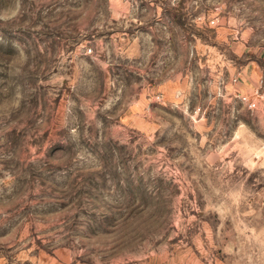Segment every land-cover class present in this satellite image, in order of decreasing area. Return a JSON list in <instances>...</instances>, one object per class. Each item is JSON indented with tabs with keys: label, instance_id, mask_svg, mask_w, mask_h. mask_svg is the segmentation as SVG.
I'll use <instances>...</instances> for the list:
<instances>
[{
	"label": "rangeland",
	"instance_id": "rangeland-1",
	"mask_svg": "<svg viewBox=\"0 0 264 264\" xmlns=\"http://www.w3.org/2000/svg\"><path fill=\"white\" fill-rule=\"evenodd\" d=\"M251 62L264 0H0V264H264Z\"/></svg>",
	"mask_w": 264,
	"mask_h": 264
},
{
	"label": "crops",
	"instance_id": "crops-1",
	"mask_svg": "<svg viewBox=\"0 0 264 264\" xmlns=\"http://www.w3.org/2000/svg\"><path fill=\"white\" fill-rule=\"evenodd\" d=\"M263 67H261L257 62H251L246 64V66L238 72L236 76V81L233 83V88L235 93H249L253 96L256 95V89L259 87V80L264 77ZM250 98H253V97ZM258 98V96L256 95ZM256 100V99H252ZM257 105H259L262 100L257 99Z\"/></svg>",
	"mask_w": 264,
	"mask_h": 264
},
{
	"label": "built area",
	"instance_id": "built-area-1",
	"mask_svg": "<svg viewBox=\"0 0 264 264\" xmlns=\"http://www.w3.org/2000/svg\"><path fill=\"white\" fill-rule=\"evenodd\" d=\"M233 81H236V77H233ZM259 87L256 89V95L259 98H262L264 96V90H261L264 88V77H262L259 80ZM237 98H239L242 102L246 103L248 108H253L256 106V102L255 100H252L249 98L248 95L244 94V93H236L235 94Z\"/></svg>",
	"mask_w": 264,
	"mask_h": 264
}]
</instances>
